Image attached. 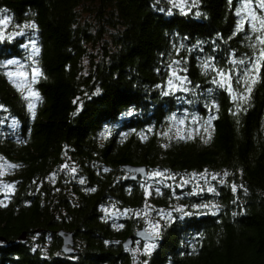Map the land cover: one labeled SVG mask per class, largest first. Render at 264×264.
<instances>
[{"label": "trees", "instance_id": "16d2710c", "mask_svg": "<svg viewBox=\"0 0 264 264\" xmlns=\"http://www.w3.org/2000/svg\"><path fill=\"white\" fill-rule=\"evenodd\" d=\"M0 9V264H264V66L249 72L250 101L234 99L261 47L240 24L242 0ZM13 59L40 69L34 103L9 79ZM216 69H231L234 91ZM125 166L172 179L148 194ZM153 223L155 241L135 237ZM60 230L75 253L62 252Z\"/></svg>", "mask_w": 264, "mask_h": 264}, {"label": "snow or ice", "instance_id": "6c2138e0", "mask_svg": "<svg viewBox=\"0 0 264 264\" xmlns=\"http://www.w3.org/2000/svg\"><path fill=\"white\" fill-rule=\"evenodd\" d=\"M257 4L259 5V9L264 10V0H255V3L253 2V0H242V9H238L237 10V15H241L242 12L245 15L246 19L241 20L240 24H249L251 27L252 32L254 33H259V35H257L256 37V41L257 44L260 45V49L258 54L255 56L254 60L252 61V68L251 69H246L244 72V77L246 78L244 81H242L244 83V86L246 88V92L244 93H239L236 94L234 96V99H237L239 101H243V103H248L250 101V94L252 91V84L256 83V79H251L250 81L247 79L249 76V72L255 73L257 76L259 75L260 69L262 66H264V15H260L259 12H257ZM4 10L0 9V13H2ZM197 15H200V13H197ZM10 20V17H3L2 19H0V24H4V23H8ZM32 28H36L37 25L35 23V21H32L30 25H28ZM238 27H240V25H238ZM3 37L0 36V39H2ZM33 46L35 47V42L33 41ZM253 47H256V45H253ZM36 51H38V49H36ZM8 64H12L14 63V61L9 60L7 62ZM239 63H243V61H239ZM32 78L35 79V77L37 75L40 74V69L38 67H33L32 68ZM216 71L219 73V75L221 76V78L224 80L225 84H229V91H234L231 86H230V80H231V76H232V72L231 69H228L227 71H223L220 69H216ZM8 76L10 78H20L23 79L26 76V73L24 72H9ZM171 80L169 81V85L171 86ZM16 87L19 89L22 87L21 83L17 82L16 83ZM185 91H187V89H185ZM31 95L36 96L38 95V93L32 92ZM3 106L0 105V108H2ZM29 107H32L31 105ZM240 108L238 107L237 109V113L235 114H239ZM132 113L130 112L129 115H131ZM34 115V113H33ZM208 125H211V118L208 121ZM181 139H186V136H181ZM210 139V134L209 137ZM205 142H207V140H205ZM65 167H67V165H65ZM73 172H75V168L72 169ZM153 176H163L162 172H154L152 174ZM225 175H227V173H225ZM214 189H209V191H213ZM233 190H236V186L233 185ZM149 194H151V192H149ZM200 207V206H197ZM203 207H207V205H203ZM154 227L156 228V232L154 233L155 235H158V229H159V225H154ZM154 247V245L152 244H147L145 245L143 251L145 253H149L150 250ZM137 251H139V249H137Z\"/></svg>", "mask_w": 264, "mask_h": 264}, {"label": "rangeland", "instance_id": "374dc122", "mask_svg": "<svg viewBox=\"0 0 264 264\" xmlns=\"http://www.w3.org/2000/svg\"><path fill=\"white\" fill-rule=\"evenodd\" d=\"M240 17H241V19L242 20H244V19H246V17H245V15L243 14V12H242V14L240 15ZM3 17H0V19H2ZM8 26H9V22L8 23H4V24H0V31L2 32V33H5V35L7 36V37H9L10 35L9 34H7L6 32H5V29H7L8 28ZM12 61H14V63H12V64H8V63H6V67H7V72L9 73V72H13V73H15V72H24V73H26V76L23 78V79H20V78H10L9 77V79L11 80V82L16 86V83L17 82H19V83H21V85H22V87L20 88V89H22V90H26V93H27V96L31 99V101L34 103L35 101H36V99H37V95L36 96H33V95H31V93L32 92H34V84H35V82L37 81V79H38V75L35 77V79H33L32 78V69H30L25 63H23L22 61H20V60H16V59H13ZM8 62V61H7ZM220 81L221 82H224V80L221 78L220 79ZM183 81H180L178 84L174 81V82H172L171 83V87L172 88H180V89H183ZM183 129H184V123L183 122H181L180 124H178L177 126H176V134L177 135H180L181 134V132L183 131ZM5 166H6V164H3V163H0V185L1 184H7L4 180H2V177L3 176H5V174H6V171L8 170V169H6L5 168ZM157 172V171H156ZM159 172H161V171H159ZM154 172H148V176L145 178V182H141V184H144V185H146L147 187H148V189H147V193L149 194V190H151V185H157V186H160L161 184H169V181H170V179H172L171 178V176H168L167 174H165L164 172H162L163 173V176H153L152 174H153ZM58 178V175H57V173L55 172V181H56V179ZM211 178H214V176H212ZM207 185V184H206ZM146 187V188H147ZM1 188H5V186L4 185H2V187ZM4 192H5V194H9L10 192H11V188H8V189H5L4 190ZM112 211H114V212H110V217L111 218H113L114 220L116 219V218H118V217H123L125 214H126V212H121V213H119V212H117V211H119V210H112ZM109 216V215H108ZM144 216V215H143ZM142 216V217H143ZM149 222H150V220H149ZM159 224V223H158ZM154 225H157V224H150V225H148V227H147V229L149 230V232L153 235V236H157V235H155L154 233L157 231L156 230V228L154 227ZM159 230L160 229H158V233H159ZM137 249H139L140 250V247L137 245V246H135L134 247V249H133V251L135 252V253H139V251H137Z\"/></svg>", "mask_w": 264, "mask_h": 264}, {"label": "water", "instance_id": "95a60500", "mask_svg": "<svg viewBox=\"0 0 264 264\" xmlns=\"http://www.w3.org/2000/svg\"><path fill=\"white\" fill-rule=\"evenodd\" d=\"M126 171L130 174V179H138L139 177L145 178L148 175V171L145 167H135V166H125ZM59 235L63 239V244L61 250L66 255H71L75 253L74 248V238L72 232H65L63 230L59 231ZM139 240L152 242L156 238L150 232L146 231V229H141L136 233L135 236ZM1 240V239H0ZM3 240V239H2ZM133 244V239L129 237L127 241L124 243V247L131 248Z\"/></svg>", "mask_w": 264, "mask_h": 264}, {"label": "bare ground", "instance_id": "6f19581e", "mask_svg": "<svg viewBox=\"0 0 264 264\" xmlns=\"http://www.w3.org/2000/svg\"><path fill=\"white\" fill-rule=\"evenodd\" d=\"M157 238L154 239V241L156 240Z\"/></svg>", "mask_w": 264, "mask_h": 264}]
</instances>
